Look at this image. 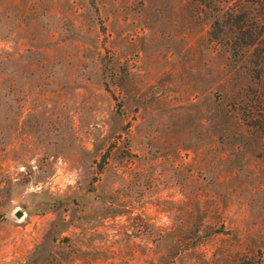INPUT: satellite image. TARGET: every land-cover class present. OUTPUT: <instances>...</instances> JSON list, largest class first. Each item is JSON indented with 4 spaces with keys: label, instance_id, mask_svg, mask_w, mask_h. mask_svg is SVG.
<instances>
[{
    "label": "rangeland",
    "instance_id": "obj_1",
    "mask_svg": "<svg viewBox=\"0 0 264 264\" xmlns=\"http://www.w3.org/2000/svg\"><path fill=\"white\" fill-rule=\"evenodd\" d=\"M223 8L0 0V264H264V0Z\"/></svg>",
    "mask_w": 264,
    "mask_h": 264
},
{
    "label": "trees",
    "instance_id": "obj_2",
    "mask_svg": "<svg viewBox=\"0 0 264 264\" xmlns=\"http://www.w3.org/2000/svg\"><path fill=\"white\" fill-rule=\"evenodd\" d=\"M225 1H227V0H201V2H203L208 8H210L213 11H216L217 13H220V12L223 11V9H224L223 8V4L225 3ZM240 9L241 8H239V7L233 9V13H234V16H235L234 20H235V25H237L238 30L240 32H244V29L247 28V25H246L247 23H245V21L243 19H239ZM261 30H263L262 26H261ZM223 31H224L223 23L220 20H217L215 26L213 27V36L216 39H218L219 37H221ZM259 38L258 37H253V36L248 37L247 38V42H243V45L241 46L242 48L240 47L241 50L242 49L246 50V49L252 48L259 41ZM234 55L236 57L238 55V52H236V48H234Z\"/></svg>",
    "mask_w": 264,
    "mask_h": 264
}]
</instances>
